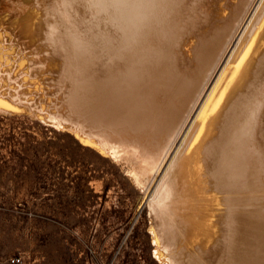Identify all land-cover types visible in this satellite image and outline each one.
Segmentation results:
<instances>
[{
    "label": "bare ground",
    "instance_id": "1",
    "mask_svg": "<svg viewBox=\"0 0 264 264\" xmlns=\"http://www.w3.org/2000/svg\"><path fill=\"white\" fill-rule=\"evenodd\" d=\"M68 1L90 53L70 64L74 81L61 80L50 120L127 165L141 187L153 182L157 260L264 264V0ZM82 14L94 43L83 38ZM49 29L58 23L35 0H0V82L9 52L47 68ZM12 86L0 97L17 109L27 94ZM224 186L246 191L245 204L237 195L218 203Z\"/></svg>",
    "mask_w": 264,
    "mask_h": 264
},
{
    "label": "rangeland",
    "instance_id": "2",
    "mask_svg": "<svg viewBox=\"0 0 264 264\" xmlns=\"http://www.w3.org/2000/svg\"><path fill=\"white\" fill-rule=\"evenodd\" d=\"M35 3L59 29H49L51 41L43 44L49 53L45 69L30 65L20 54L2 56L1 68L9 72L0 86L25 92L27 104L16 103L15 113L0 112V264H165L154 254L150 232L153 182L141 187L127 165L56 127L48 117L56 114L57 101L65 93L59 84L74 81L70 64L75 61L77 69V59L90 49L84 52L76 40L68 0ZM88 18L82 14L79 24L83 38L94 43ZM7 100L0 97V103L13 106ZM218 195L224 205L235 195L239 205L247 200L246 191L234 195L225 186Z\"/></svg>",
    "mask_w": 264,
    "mask_h": 264
},
{
    "label": "water",
    "instance_id": "3",
    "mask_svg": "<svg viewBox=\"0 0 264 264\" xmlns=\"http://www.w3.org/2000/svg\"><path fill=\"white\" fill-rule=\"evenodd\" d=\"M0 106L1 107H5L6 109H9V110H11V111H16L17 109L15 108V107H13V106H10V105H3L2 103H0Z\"/></svg>",
    "mask_w": 264,
    "mask_h": 264
}]
</instances>
